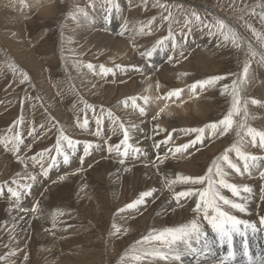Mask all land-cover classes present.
Listing matches in <instances>:
<instances>
[{
	"label": "rangeland",
	"instance_id": "rangeland-1",
	"mask_svg": "<svg viewBox=\"0 0 264 264\" xmlns=\"http://www.w3.org/2000/svg\"><path fill=\"white\" fill-rule=\"evenodd\" d=\"M47 1L0 0V155L6 160V167L0 168V193L2 194L9 188L21 193L32 189L31 187L26 191L23 188L25 184L35 185V182L27 177L29 175L39 178L42 176L39 160L33 164L32 157L53 148L58 129L69 138L80 141L77 153L71 156L70 161L76 156L77 158L83 156V143L85 141L93 143L86 136L91 134L90 130L96 131L95 119L101 115V108L104 109L101 132L106 126L108 128L105 129L109 130L104 140L110 135L108 145L118 144L123 138L118 128L119 123H123L131 130L132 117L128 114V108H134L131 106V98L137 97L136 105H138L145 94L142 88H136L133 85L126 90H119V88V91L112 95L106 84L111 81H113L111 85H118L120 81L124 82V77H122L124 74L125 78L129 79L132 74L138 76L142 73L146 77V74L149 76L152 72L156 79L159 77L156 74L159 65L169 60L171 62L168 61L165 68L170 78L163 87L164 92L166 89L167 91L184 90L190 88L196 81L216 75L227 77L216 88L201 90L202 110L200 112L190 111L186 114L181 126L164 125L162 132H158L157 137L152 139V131L147 124V130L141 139L162 142L159 145L163 147L162 149H164L163 141L169 139L183 137L181 145L189 143L195 138V134L187 133L186 136L184 134L186 129L204 127L207 124L218 122L226 115L230 107V98L220 95V88L224 84L231 85L232 81L242 72L245 62L249 63L250 70L257 65L256 68L260 70L258 75L264 77V65L259 63V53L264 52V47H261L260 41L247 27L251 25L258 34L264 36V22L259 16L261 10L264 11V0H49L50 3L41 8L40 6ZM30 2L35 4L31 7L32 9L28 7ZM127 5L135 11L137 18L134 17V19L148 27L147 43L151 49L156 47L158 40L165 39L169 35L176 42L175 49L172 47V40H166L165 45L158 47L149 59L142 56V53H146L145 50H141L139 56L131 54L123 56L124 46L107 45L103 47L100 40L94 43L89 40L79 41L76 33L80 29H77L76 25L92 23L91 27L103 28L105 31L112 32L113 29L121 26L123 18L121 10ZM25 6L28 7V11H31L28 17L25 15H23L25 18L21 17L23 22L20 23L25 26L16 29L14 26L5 24L8 18L3 13L4 10L13 12L15 8H25ZM192 13L198 14L201 20L209 25H213L217 18L224 20L239 34L242 46L235 48L231 42L224 44L215 28L210 30L204 26V23H197L191 19ZM186 18L191 20L187 25L185 24ZM197 38H200L202 54L200 53L196 60L183 58L182 63L187 62L188 65H182L184 67L180 75H184L185 80L181 81L183 83L181 84L178 81L180 75L175 72V66L181 61L180 57L184 56L186 51L190 50L193 55L192 44ZM248 45L257 51L254 58L248 53ZM21 46L34 50L33 52L21 51ZM201 57V63L197 62L201 60L199 59ZM31 62H35V66L29 68ZM89 63L93 65V70L86 67ZM117 64L122 67L117 69L115 67ZM101 65L112 68L114 71L111 74H101L99 71ZM125 66L128 67L127 70H124ZM134 67H139L146 74L143 71L133 73L131 70ZM129 70L131 72H128ZM22 74L28 75L27 82L22 83ZM36 74L41 77L40 80L50 82L47 83L48 93L41 89V83L33 79ZM98 76H101L102 80L105 79L101 81L100 88L96 85L95 77L100 80ZM251 78H253L252 74ZM251 78L246 79L242 85V98L249 101L247 124L258 131H264V96H260L263 90L249 88L248 82ZM253 81L259 82L255 78ZM152 83L151 81L149 84ZM157 85L159 86V83ZM252 99L259 101V104L252 105L250 103ZM125 100L128 101L127 107L123 103ZM85 105L91 107L86 108ZM109 111L116 118V124H113L108 117ZM85 118L89 122L87 130L78 126ZM240 118L234 117V120L238 122ZM17 121L21 123L16 125ZM14 125H16L15 128ZM175 128L184 130L174 132ZM73 130H79L78 133L82 135L74 136ZM132 131L137 133L136 128ZM17 132L22 142L19 145V151L14 153L13 141ZM169 134H171L170 138ZM212 138H219V141H213L208 147L213 150H208L206 145ZM204 139L201 147H206V158L197 162L198 171L193 173L190 168L174 164L167 167L173 178L176 174L204 175L211 161L237 142L236 129L234 127L223 136L219 134L212 136L211 129H205ZM243 141L242 151L264 156L258 146L252 145L249 137H243ZM140 144L141 142H137L131 146L140 148ZM93 145L95 147L98 144ZM193 148L194 146L179 155L186 154ZM104 150L106 146L101 143L98 158L102 156ZM140 150L142 151V148ZM52 154L55 155L54 152ZM229 156L233 159L235 154L229 153ZM89 157V155L84 157L83 165H79L80 171L76 173L77 175L63 184L69 189L61 191L50 202V214L53 219L51 226L48 224L47 228L43 226L39 228L40 226L35 225L25 229L16 221L13 222L7 218L0 219V264H82L79 253L89 257L93 264H143L145 260L143 256L140 261L131 259L133 255L141 254L137 250L160 248L161 246L158 242L144 244L137 242L151 232H159L167 227H179L184 223V221L174 224L163 223L156 221V217L152 215L140 223L122 226L123 222L118 220L120 210L136 200L141 192L149 190L150 181L148 185H144L145 181L142 178L137 182L132 181L130 177H120L106 166L101 165L95 171L89 170L93 172L91 176L83 175L85 173L82 174L81 168L88 163L86 160H89ZM130 158L129 163L128 160L126 161L127 164L137 160V158ZM59 159H61L60 163H63L62 157ZM43 160L47 166L49 162L47 155L43 157ZM94 162L96 163V160ZM60 163L58 166L61 165ZM77 166L72 164L73 168ZM53 169L54 167L49 172ZM55 175L58 176L59 172L57 171ZM81 178L87 181L84 188L80 187ZM118 178H122L120 182H126L121 188H117ZM42 180L41 178L40 181ZM187 187V185L177 184L176 191L185 190ZM118 190H121L120 196H118ZM43 192L44 190L41 193ZM195 199V197L189 198L194 205ZM171 203H173V198L168 200V206ZM187 220L190 221V217ZM113 225L116 227L113 228ZM50 228L54 230L64 228L65 231L73 229L72 232L80 234L75 235L73 239H67V242L59 249L56 244L49 247L45 241L40 240L48 235L47 238H52ZM121 234L127 235L122 243L117 241ZM54 236L58 238L57 235ZM214 237L208 236L209 241ZM28 241L31 243L28 244ZM213 244L214 260L217 261L216 256L221 255L216 244ZM189 258L195 260L193 256Z\"/></svg>",
	"mask_w": 264,
	"mask_h": 264
},
{
	"label": "bare ground",
	"instance_id": "bare-ground-1",
	"mask_svg": "<svg viewBox=\"0 0 264 264\" xmlns=\"http://www.w3.org/2000/svg\"><path fill=\"white\" fill-rule=\"evenodd\" d=\"M49 3L50 1L48 0L40 7L44 8ZM39 4L40 3H38V5ZM34 5L35 4H33V2H30L28 6L29 9L33 7ZM27 8L26 6L25 8L17 7L15 8L16 10L13 12L7 11V9L4 10L3 13H5L6 17L8 18L5 24H7L8 26H14L16 29L20 28L21 26H25V25H21L20 22H23L21 21V17L23 15L27 16L29 12H31V11H28L29 9ZM261 11L264 12L263 10ZM121 13L123 14V18L121 19V26H118V29L116 28L113 29L112 32L105 31L103 28L100 29V28L91 27V25H93L92 23L88 25H85V23H81L79 25L74 24L76 25L75 27H77V29H80L76 33L78 39H80L79 41L83 42L84 40H89L91 41V43H94L100 40V44H102L103 47H106L107 45H112L113 47H119L120 45L124 46L122 49L123 56H127V54L139 56L141 55L140 53L141 50L142 51L145 50L146 52L150 51L151 47H149L148 45L149 43H147V34H148L147 28L148 27H145V25H142V23H138L134 19L135 11L131 8L130 5H127L126 8L122 9ZM137 13L138 12L136 11V14ZM25 16L23 17L25 18ZM140 29H143V31H140ZM121 33H123V35ZM200 43H201L200 38H197L193 42L192 44L194 48L193 55L190 53V50L186 51L183 54L184 56L181 55L180 57L181 61L175 66V72L177 73V75H180L181 73L180 71H182L184 67L182 65L184 64L188 65L187 62L182 63V60H184L183 58L188 59V60H193V59L196 60V58L200 55V53L202 52ZM33 50L34 49H29L27 47L21 46V51L33 52ZM199 59L201 60H197V62L200 61L201 63L202 57ZM205 59H207V57ZM168 61L169 60H167L165 63L163 61L162 64L159 65L158 71L156 73L157 75H159V77H157L156 79L152 72L148 76L146 72L142 70L143 72H145L146 77L143 76L141 73L138 76H133L134 74H132L129 79H126L125 74H124V76L122 75V77H124V82L120 81L118 85H111L113 83V81H111V83L106 84L112 95H115L119 90H126L131 86L133 87V85H135L136 88H142V92H145L143 98L144 97L148 98L146 104L143 99L137 105V108H132V107L128 108V114L131 115L132 117V121H131L132 126L135 125L136 131H137V133L133 132L132 126L130 127L131 128L130 145L131 144L134 145L137 142H141L139 147L142 148L141 152L143 153V155H140L137 158V160H134V162H130V164H127L126 161L128 160V163H129L131 159L130 158L131 156H129L128 158H126L125 163L121 165L119 163V157L114 155L115 152H112V153L108 152V141H109L108 137H110V135L107 137L106 140H104V138L109 134V130L105 129L106 127L108 128V126L104 128V130L101 132V135L99 137L92 135V133H94L95 131H91V130H90L91 134L86 136L90 139V141L93 142V144H98L99 147H94L91 150V153L89 155L90 156L89 160H86V162L88 161V163L83 168H81L82 174L85 173L83 175L91 176L93 172L89 170L95 171L97 170L98 166L101 165V166H106L108 169L112 170L114 174L120 175V177H123V176L130 177L132 181L137 182L138 180L142 178L145 181L144 185H148V182L150 181V186H149L150 189H155L153 197L146 198L145 204L138 206V208L136 209H132L131 212H127V211L121 212L120 211L118 220L123 222L122 226L123 225H134L136 223H140L146 217H149L152 215L156 217V221H160L163 223H171V224L180 223L184 221V223L182 224L184 225L186 223H189L192 219H194L195 214L193 213L192 209L195 207V205L193 204L191 200L182 199L181 204L183 206L180 207L175 204V200L173 199V203H171L170 206H168L167 204L168 200L170 198H173V192H177V191H176V185L173 187L172 191H170L168 187H166L165 185V182H164L165 177L167 179H174L172 174H170V172L167 170V167L172 166L174 164L183 165L185 166V168H190V170L193 173H196L198 171L197 162L201 159L204 160V158H206L205 156L206 147L208 149V147L211 145L213 141H216V142L219 141V138H212L207 143L206 147H201L202 146L201 144H197L194 146L193 149H191L186 154L179 155V153H177L175 155H172V153L169 152L168 150L179 147L183 141V137H178L175 139L168 138L169 139L168 143H164V149H162L163 148L162 146L156 147V145H160L162 144V142H154L151 139L150 140L141 139L144 136L145 131L147 130V124L152 131L151 138L154 139L157 137L158 132L160 131L162 132L164 125L174 124V126L179 127L184 122V116L186 114H188L190 111L200 112L203 108L201 107L203 97H200V94L202 93L199 88L195 90V93H193L191 87L184 89L181 91V95L179 97H168L167 93L169 91H167V89L164 92L163 87L170 78L168 76L167 69L165 68ZM170 62L171 61H169V63ZM33 65L35 66V62H31L29 68H31ZM254 67L255 68L250 70V73L253 75V78H251L250 82H248V87L256 88V90H260V91L263 90V92L260 93V96H264V77L258 75L260 70L256 68L257 65H254ZM127 69L128 67L125 66L124 70H127ZM131 71L134 73V70H131ZM131 71L129 70L128 72H131ZM37 75L38 74H36V76L33 79L41 83L40 85L41 89L44 90L46 93H48V88H49V86L47 85L48 82L46 83L44 80H40L39 78L41 77H38ZM98 77L100 80H97V77H95L96 85H97V88H100L101 81H105V79L102 80L101 76H98ZM254 78L257 79V81L259 82L258 83H256V81L252 82ZM184 80H185V76L181 74L180 78H178V81H180L179 83H181V81L184 82ZM86 81H87V78H86ZM151 81L153 83L149 84ZM158 83H159V86L157 85ZM160 92L166 96L164 97ZM140 107L145 108L144 115H141L140 112L138 111ZM56 110L58 109L56 108ZM156 126H158V130L153 131L154 127ZM174 130H175L174 132H179L184 129L175 128ZM78 131L73 130L74 136L82 135L78 133ZM184 134L187 136L186 131H184ZM207 138L208 140L210 139L208 135H207ZM101 143L106 146V150H104L102 152V156L98 158V155H99L98 150L100 148ZM153 143H155L154 146H153ZM210 149L211 147L208 150ZM207 153H209V151ZM261 153L262 155H264V151H262ZM164 155H167L168 159L165 162V164L160 165V171L158 173L157 168L155 167V165L159 163L157 161V157L158 156L163 157ZM232 158H233L232 160L235 163H237L238 166L242 168V163L238 161L235 157H232ZM95 160H96V163L94 162ZM5 161L6 160L0 155V168L3 169L6 167ZM73 163L78 165L77 168L72 167ZM60 164H61L60 166L57 165L56 167H54V169L51 172H49V175L47 178L43 176H41L40 178L37 177V180L35 181V185L34 186L32 185V189L26 193H21L20 200H19L20 203L16 204L15 198H13L10 195L8 189H6L4 194L0 193V219L7 218L8 220H12L13 222L16 221L22 224L25 227V229L29 228L30 226H35V225L40 226L39 228H42L41 226L47 228L48 224L51 226L53 224V219H52V215L50 214L51 206L49 204L54 198H56L59 195L61 191H65L69 189V187H65L63 184L69 178L72 179V177L77 175L76 173L80 171L79 165L80 166L83 165V162H81L80 158L79 157L77 158L76 156L75 158H72V161H70L68 165H64L63 163H60ZM258 165H259L258 168L251 169L252 174L250 176L245 175L243 177H236L235 173L232 174V176L234 177L233 182L241 186L249 185V186H252L254 189V193H253L254 198L252 202L248 205L249 214L242 215L240 213H235L238 218L253 221L257 223V226H258L257 233L255 235H252L251 233H249L248 235L250 254L252 255L253 258H255L258 255L264 256V227L259 226V223H258L259 215H264V202L260 201L259 199L261 195V184H262V181L259 178V171L264 170V160L259 161ZM126 168L129 169V171H125ZM57 171L59 172L58 176L55 175ZM61 176L66 177V179L63 181H60L59 177ZM41 178L43 179L42 181H40ZM121 179L122 178H118L117 180L119 181ZM79 183H80V187L84 188V186L87 184V181H85L84 178H81L79 180ZM125 183L126 182L124 181L123 182L119 181L117 183V188H121V186L124 185ZM43 190L44 192L41 193ZM118 193H119L118 196H120L121 190H118ZM225 195L230 196V194L228 193H225ZM163 202H165V204H163ZM36 206H38V210L33 211V208ZM188 217H190L191 219L190 221L187 220ZM41 223H43L44 225H40ZM50 229H51L50 233L52 232L53 234L52 238H47L49 237L48 235L47 237H43L40 240L45 241L47 245H49V247H52L53 244H56V247H59V249H61L62 246L67 242V239H73L75 235L80 234L79 232H72L73 229L70 231L69 230L65 231L64 228H62L61 230L60 229L54 230L52 228ZM206 231H207L208 236H211V237L215 236V234L212 233L211 230L207 228V226H206ZM54 235H57L58 238H56ZM126 236L127 235L124 236V234H121L119 238L117 239V241H119L120 243L124 242V237ZM215 238L216 237L211 239V241L215 242L213 241ZM234 240H235L234 247L236 248L237 252L242 253L241 238L235 237ZM30 243L31 241H28V244ZM160 246L162 247V245ZM217 248L220 251V255L226 253V247L224 248L223 251H222V248L220 247H217ZM212 249L214 253V244L212 245ZM78 256L81 258L82 264H93L89 257L81 253H79ZM190 256L195 257V260H190L189 258ZM214 256L215 254L203 255L201 253H196L193 255L184 256L182 260L178 262L145 258L143 264H216V261L214 260ZM216 258L219 259L220 257L216 256ZM243 260H244V257L242 256V254L238 255L237 260L235 261V264H242Z\"/></svg>",
	"mask_w": 264,
	"mask_h": 264
},
{
	"label": "snow or ice",
	"instance_id": "snow-or-ice-1",
	"mask_svg": "<svg viewBox=\"0 0 264 264\" xmlns=\"http://www.w3.org/2000/svg\"><path fill=\"white\" fill-rule=\"evenodd\" d=\"M191 19H194L197 23H204L205 27L215 28L218 35L222 38V42L231 44L235 48H240L242 45L240 43L239 34L230 26H228L224 20L217 18L213 25L201 20L200 16L196 13H192ZM260 19L264 22V12L260 13ZM191 20L186 18L185 24L190 23ZM249 31L252 32V35L255 36L261 44V47H264V36H261L256 32L251 25L247 26ZM143 31V29H140ZM123 35V33H121ZM166 40H172V47L175 49L176 42L173 40L171 35L165 39L158 40L156 42V47H153L150 51L142 53V56L151 58L154 52L157 51L158 47L165 45ZM248 53L251 57L257 55V51L252 48L251 45H248ZM261 65H264V52L259 53ZM171 59V57H169ZM86 67L89 70H93V65L91 63L87 64ZM117 69L122 66L117 64L115 66ZM134 71H142L139 67H134ZM101 74H111L114 70L112 68H106L103 65L99 69ZM23 75V82H27L29 77L26 74ZM251 78L250 74V65L248 62L243 64L242 72L237 76L235 80L232 81L231 85L224 84L220 88V95L227 96L230 98V107L226 115L218 122L210 123L204 127H193L186 129L185 131L189 134H195V138L189 143H185L176 147L175 149H169L168 151L175 155L177 153H183L188 150L190 147H193L197 144H202L204 141V132L205 129H211V135L215 136L219 134L220 136L225 135L234 127L236 129L237 142L233 143L229 148H227L224 153L220 156H217L211 161V164L208 166L206 173L199 176H190V175H180L176 174L174 179L164 178L166 187L172 191L173 187L177 184L187 185L188 187L185 190L179 192H173V199L176 204L180 207L182 199H189L195 197V207L192 209L195 214V218L192 219L189 223H186L179 227H167L159 232H151L148 235L144 236L137 243L144 244L150 242H158L162 247H152L146 249H139L140 255H133L132 260L140 261L142 256L144 258H151L155 260H164L171 262L181 261L184 256L193 255L196 253H201L203 255L214 254L212 245L216 244L217 247L225 248L226 253L222 254L220 258L216 261V264H235L238 255L244 257L242 264H264V256L252 257L250 254V248L248 243V235L251 233L255 235L258 231V226L256 222L238 218L235 213H240L242 215L249 214L248 205L253 200L254 189L249 185H238L233 182L234 177L232 176L235 173L236 177H243L245 175L250 176L251 169L258 168V162L264 160V156L252 155L242 151L244 146L243 137H249L251 143L254 147L258 146L261 151H264V131H258L253 127L248 126V110L247 104L248 100L242 98V85L245 83L246 79ZM226 76L216 75L206 79L196 81L191 85L193 93L196 89L206 90L208 88H216L217 85L226 80ZM180 89H174L167 93L168 97H179L181 95ZM145 104L147 103L148 98L144 97ZM132 106L136 108L137 97H132ZM125 107H127L128 101L124 102ZM252 105H258L259 101L252 99L250 101ZM86 108L91 107L90 105H85ZM141 115H144L145 108L140 107L138 109ZM101 115L97 116L95 119L96 131L92 135L99 137L101 135V125L103 123V112L104 109H100ZM108 117L113 121V124H116V118L113 117L111 111L108 112ZM234 117H241L239 121H235ZM155 119V117H154ZM21 121H17L16 125H19ZM88 119L85 118L82 124L78 126L82 129L87 130ZM16 125L13 127L15 128ZM119 130L122 132L123 138L116 145H108V152H115L116 156L119 157V163L123 165L126 158L131 156L133 159L138 158L140 155H143L140 148L132 147L130 145V129L126 128L123 123H119ZM135 128V125L132 126ZM158 126L154 127L153 131H157ZM171 134H169V138ZM20 134L17 132L13 141V152L19 151V145L21 143ZM258 142V144H257ZM163 143H168V140L163 141ZM66 145V147H65ZM80 145L79 140H74L69 138L68 135L64 134L63 131L58 129V135L55 140V144L52 149L46 150V152H41L37 156H33V164L38 160L41 167V175L45 178L48 177L49 171L57 166L60 163V157H62V162L64 165H68L70 162V157L75 156L77 153L78 146ZM99 147V145H95ZM159 147V145H156ZM94 148L93 143L85 141L83 143V156L80 157L81 162H83L84 157L90 155L91 150ZM55 153L53 155L52 153ZM229 153H234L238 161L242 163V168L238 166L232 159H230ZM47 155L48 163L45 166L43 157ZM168 156L164 155L163 157L158 156L157 161L159 162L155 167L157 172L160 171V165L165 164ZM231 170V171H229ZM129 171V169H125ZM259 178L262 181L261 184V195L260 201L264 202V170L259 171ZM27 179L35 182L37 177L35 175H29ZM66 177H59L60 181L65 180ZM15 183V181H13ZM200 185L201 187H194ZM19 187V186H18ZM32 187L31 184L23 185L24 190H30ZM10 195L15 198V201L19 203L21 192L18 190H13L12 188L8 189ZM155 189H149L140 193L139 197L131 203H128L124 209H121V212L132 210L138 208V206L145 204L146 198L153 197ZM225 193L230 194L225 195ZM231 197V198H230ZM38 206L33 208V211H37ZM202 217V218H201ZM259 226L264 227V215H259L258 218ZM206 226L215 234V242L209 241L208 234L206 231ZM116 226L113 225V228ZM116 231L119 232V229L116 228ZM240 237L242 243V253H238L234 247V238Z\"/></svg>",
	"mask_w": 264,
	"mask_h": 264
}]
</instances>
